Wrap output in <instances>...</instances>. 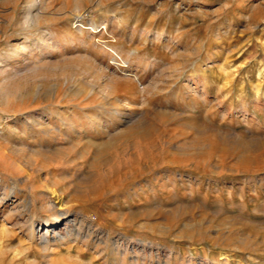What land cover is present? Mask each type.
<instances>
[{
	"label": "rangeland",
	"instance_id": "rangeland-1",
	"mask_svg": "<svg viewBox=\"0 0 264 264\" xmlns=\"http://www.w3.org/2000/svg\"><path fill=\"white\" fill-rule=\"evenodd\" d=\"M0 264H264V0H0Z\"/></svg>",
	"mask_w": 264,
	"mask_h": 264
},
{
	"label": "built area",
	"instance_id": "built-area-1",
	"mask_svg": "<svg viewBox=\"0 0 264 264\" xmlns=\"http://www.w3.org/2000/svg\"><path fill=\"white\" fill-rule=\"evenodd\" d=\"M107 49L110 51L111 55V61L110 63L115 66L118 70L123 72L124 74L129 71L128 63L119 55L114 49L111 47H107ZM127 74H130L129 72Z\"/></svg>",
	"mask_w": 264,
	"mask_h": 264
},
{
	"label": "bare ground",
	"instance_id": "bare-ground-1",
	"mask_svg": "<svg viewBox=\"0 0 264 264\" xmlns=\"http://www.w3.org/2000/svg\"><path fill=\"white\" fill-rule=\"evenodd\" d=\"M14 185H15V186H14V188H15V187H16V183H14ZM12 191H13V190H12ZM57 212H58V211H57ZM66 214H67L66 212L62 213L63 219H65L64 221H67V220H66V219H67V218H66V217H67ZM59 218H60V217H59ZM59 218H58V219H59ZM53 227H54V226H53ZM68 233H69V232H68ZM46 234H48V233H46Z\"/></svg>",
	"mask_w": 264,
	"mask_h": 264
}]
</instances>
